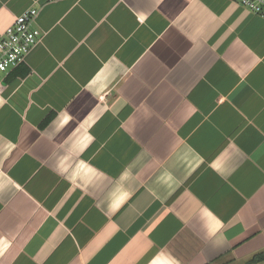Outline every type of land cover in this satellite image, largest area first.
Wrapping results in <instances>:
<instances>
[{"label": "crops", "instance_id": "crops-1", "mask_svg": "<svg viewBox=\"0 0 264 264\" xmlns=\"http://www.w3.org/2000/svg\"><path fill=\"white\" fill-rule=\"evenodd\" d=\"M42 35L0 71V264H247L264 251V17L234 0H0Z\"/></svg>", "mask_w": 264, "mask_h": 264}, {"label": "built area", "instance_id": "built-area-1", "mask_svg": "<svg viewBox=\"0 0 264 264\" xmlns=\"http://www.w3.org/2000/svg\"><path fill=\"white\" fill-rule=\"evenodd\" d=\"M251 12L264 17V0H234ZM38 10L28 8L18 14L13 23L0 35V71L8 74L21 63L41 38L42 32L35 24Z\"/></svg>", "mask_w": 264, "mask_h": 264}, {"label": "trees", "instance_id": "trees-1", "mask_svg": "<svg viewBox=\"0 0 264 264\" xmlns=\"http://www.w3.org/2000/svg\"><path fill=\"white\" fill-rule=\"evenodd\" d=\"M247 264H264V251L258 252L253 255Z\"/></svg>", "mask_w": 264, "mask_h": 264}]
</instances>
